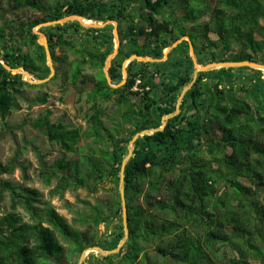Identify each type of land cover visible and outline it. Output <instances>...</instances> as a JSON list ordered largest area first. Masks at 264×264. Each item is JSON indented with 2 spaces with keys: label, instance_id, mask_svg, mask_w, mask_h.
Returning <instances> with one entry per match:
<instances>
[{
  "label": "trees",
  "instance_id": "obj_1",
  "mask_svg": "<svg viewBox=\"0 0 264 264\" xmlns=\"http://www.w3.org/2000/svg\"><path fill=\"white\" fill-rule=\"evenodd\" d=\"M45 1L48 0H0V10L3 5L6 11L15 14L22 9L40 13L33 20L11 28V32L0 26V59L11 68L23 67L35 80L46 78L50 70L41 39L32 28L70 15L125 25L124 30H119L118 53L108 70L113 84L122 81L121 66L126 58L137 55L161 59L164 49L182 36L190 38L198 64L231 61L264 64V0H52L51 4ZM209 2H213L210 10ZM175 12L181 17L175 16ZM206 15L208 19L201 20ZM40 30L47 38L56 67L54 77L60 75L62 85L75 84L85 65L95 70L87 93L94 113L82 132L85 142L79 148L80 161L56 162L55 169L40 176L49 184L55 171L62 172L50 191L52 195H61L70 186H84L93 174L99 179L110 176L116 197L107 209L104 203L81 202L84 209L76 213L79 221L74 220L85 227L81 231L67 224L49 203H42L36 190L0 181V187L9 195V211L0 215V264H56L66 252L61 240L69 243V256L80 257L83 250L94 246L114 249L124 233L117 190L126 146L136 133L161 125V117L174 111L181 90L192 79L193 64L186 41L173 48L163 62L133 60L126 68L125 83L114 89L102 71L114 47L112 26L85 29L73 21ZM211 34L216 40L210 39ZM79 35L83 41H78ZM234 48L237 51L233 56L219 57L218 53H228ZM68 54L74 57L70 61ZM240 69L255 74V78H238ZM20 86L28 84L0 64L3 128L7 127L6 120ZM158 91L164 92L163 95H157ZM112 97L117 104H125L132 97L139 102L136 108L129 105L122 114V120L129 124V134L118 146L114 145L115 137L120 130L125 132L124 126L105 128L98 107L99 101ZM45 100L43 97L41 103ZM48 116L39 118L37 127L65 151H72L80 137L78 132L51 123ZM197 130L220 134L218 139L204 144L206 156L202 148L193 144ZM85 147L89 153H83ZM80 162L86 168L84 175L78 168ZM15 167L13 161L0 164V175L10 174ZM240 180L248 185L243 186ZM124 197L128 227L125 244L119 253L106 257L89 253L83 264L102 261L137 264L143 260L145 264H153L147 249L161 260L175 264H264L261 71L229 68L199 72L194 85L183 96L179 114L168 119L162 131L134 142L133 155L124 169ZM138 198H142L141 204L136 203ZM37 204L43 205V215ZM18 206L30 213L33 223H22L16 212ZM110 217L119 219L120 225L111 241L103 242L92 228L96 230Z\"/></svg>",
  "mask_w": 264,
  "mask_h": 264
},
{
  "label": "rangeland",
  "instance_id": "obj_2",
  "mask_svg": "<svg viewBox=\"0 0 264 264\" xmlns=\"http://www.w3.org/2000/svg\"><path fill=\"white\" fill-rule=\"evenodd\" d=\"M134 1L135 0H131V2ZM45 2L46 4H51L52 0H48ZM212 6L213 2H209V10L212 8ZM1 9L2 10H0V26H5L9 30V32H11V28L18 26L19 23L25 22L27 20H33L35 17H38L40 15L39 12L26 9H22L19 11V13L15 14L14 11H6V8L3 5ZM129 9L130 7L127 8V10ZM9 11L13 14H10ZM175 16L181 17V14L175 12ZM207 19L208 15L203 17L201 20ZM84 20L93 23L90 20ZM109 25L112 26V35L114 43V32L118 35L119 39V30H124L125 25H118V23L117 25ZM186 25L190 26L191 24ZM80 26L83 27L82 25ZM38 28H36V31L39 30L41 32V30ZM83 28L90 29L88 27ZM216 38L217 37L215 35H210L211 40H216ZM78 41H83L80 35L78 37ZM140 43H142V39L140 40ZM192 46L193 45L191 43L188 44L187 54L189 56V48H192V54L195 53ZM47 50L51 57L52 67L56 72V67L53 64L49 45L47 47ZM235 51H237L236 48L232 49V51L228 53L220 52L218 53V55L219 57L228 58L229 56H233L235 54ZM55 53L56 55H59L58 50H56ZM68 57V61L74 58L72 54H68ZM112 59L110 60V64L112 62ZM144 63L152 62L146 61ZM123 68L126 71V67L124 66ZM107 70H109V65L104 66L103 63V73L107 72ZM238 71V78H244L245 76H251L252 78H255V74L249 71L242 69ZM55 72L52 77L47 80V82L42 84H35V79L32 76L26 77L24 75L23 78L25 80H23L21 75L17 74L20 75L21 81L28 84V86L19 87V92L15 95L14 107L12 108V111L6 120L7 127L3 128L2 124L0 123V164L7 165L10 161H13L16 163V167L10 174L0 175V181H7L14 186L22 185L24 187L36 190L38 193V198L42 203H49L51 206H53L57 213L64 218L67 224L83 231L85 227L82 226L80 222H78V219L80 217H78V214H76L77 212H81L84 209V205L81 202H87L91 205H96L97 203H104L106 205L105 208L107 209L108 206H110L111 203L114 202L116 197V191L114 188V184L111 182V177L105 176L99 179L97 177V174H93L89 179H86L84 186L77 188H75L74 186H70V188H68L63 194L52 195L50 191L56 186L57 180L62 172L55 171V176L51 179L49 184L44 183V180L42 179L40 174L42 172L46 173V171L50 169H55L54 165L56 162L61 161L64 164H67L73 160L80 161L79 158L81 156V151H79V148L82 147L85 142V139L82 137V132L90 124L91 115L94 113L91 110L92 105L91 102L88 100L87 93L92 87L93 80L91 76L94 75L95 70L90 69L88 66L85 65L81 77L75 84L72 85L68 82H66L65 85H62L61 76L57 75L56 77H54ZM261 73L263 72L261 71ZM53 77L54 79H52ZM109 83V86L114 89H117L119 86V84H113L111 81H109ZM163 93L164 92L162 91H158L157 95L160 96L163 95ZM43 97H45L46 100L45 102L41 103V99ZM132 104H134V107L136 108L139 102L136 98L133 97L130 98V100L127 101L125 104H117L115 102L114 97H112L109 101H99L98 107H100V109L102 110V115L100 118L105 128L109 129L113 125L117 126L118 124L124 126L123 128L125 129V132L122 133V129L120 130V135L115 137V146L122 144L124 138L127 137L129 134V124L125 123L122 120V114L125 112L128 106ZM46 114H49L48 119L51 123L61 124L67 130H76L78 132L80 137L76 142V145L73 146L72 151H65L60 146V144L55 141L49 140L42 133L41 129L37 127L36 121L39 118H43V116ZM219 137L220 134L216 131H209L203 133L202 131L197 130L194 133L192 139H196L193 144L196 147L202 148L204 156H206L208 152H206V149L203 147L204 144L207 143L209 140L218 139ZM95 148L98 149V146H96ZM84 149L85 150L83 153H89L87 147H85ZM78 168L79 171H81L84 175V173L86 172L85 165L80 162ZM239 182L242 183L243 186L248 185L244 181L240 180ZM220 186L222 187L223 184H221ZM117 194L119 197L118 190ZM0 197V206L2 212L0 213V215H2L9 211V195L7 191L2 190V187H0ZM141 202L142 198H138L136 201V203L138 204H141ZM36 207L40 210V214L43 215V205L37 204ZM106 209L105 216H108L109 211L107 212ZM16 212L20 215L22 223L31 224L34 222V220L30 217V213L26 211L22 206H18ZM75 219H77L78 221L75 222ZM120 220L122 224V218ZM120 220L110 217L100 223L96 230L92 228V231L95 233L97 239L103 242H110L114 233L117 231V228L120 225ZM43 225L46 224L44 223ZM61 244L65 247L66 252L60 257L59 262H57L56 264H71L73 262H76L77 264L79 256H77L76 254L71 256L68 255V251L70 249L69 243L61 240ZM147 250L149 258L151 259L150 261H152L153 264H175L168 260H161L151 249ZM94 262L95 261L91 260V263ZM81 264H83V262ZM99 264H107V262L102 261ZM137 264H145V262L143 260V262L139 261Z\"/></svg>",
  "mask_w": 264,
  "mask_h": 264
},
{
  "label": "water",
  "instance_id": "obj_3",
  "mask_svg": "<svg viewBox=\"0 0 264 264\" xmlns=\"http://www.w3.org/2000/svg\"><path fill=\"white\" fill-rule=\"evenodd\" d=\"M80 19H84L83 17L77 16V15H71V16H67L65 18H62L60 20H56V21H51V22H46L44 24H42L43 26H48V25H63L69 21H76L79 22L82 25V22L80 21ZM86 19V18H85ZM108 24L111 25H117V22L109 20L104 22L103 24L99 23L97 28H102ZM84 27V25H82ZM186 38V37H185ZM183 38V39H185ZM114 49L112 54L108 55V57L106 58L105 64L110 66V60L116 55L117 50H118V45H119V39H118V35L114 32ZM186 40H188V38H186ZM181 42V40H177L176 42H174L171 46L167 47L164 49L163 52V58L160 60H156V59H145L146 57H140L137 55H131L128 59L130 63L133 60L139 61V62H146V61H152V62H162L165 60V58L167 57L168 53L175 48L179 43ZM43 47L45 48V50H47V44L46 42L44 43ZM190 55L192 58V62H193V75H192V80L182 89L181 93L179 94L177 100H176V104H175V110L170 113L167 114L165 116H163L161 118L162 123L161 126L158 128H153V129H146V130H142L138 133H136L131 140L128 143L127 146V154L125 155V157L122 159L121 162V166H120V171H119V185H118V192H119V198H120V205H121V218H122V225H123V237L122 239L119 241L118 245L112 249V250H108L105 251L103 249H101L98 246H94V247H89L86 248L85 250H88V252H93V253H98L104 257L109 256V255H113V254H117L119 253L120 249L123 247V245L125 244L126 240L128 239V227H127V208H126V203H125V197H124V169L125 166L127 164V162L130 160V158L133 155V150H134V142L140 138L143 137L145 135H152L156 132L162 131L166 125V122L168 119L173 118L174 116H176L179 113V107L180 104L182 102L183 96L185 95V93L194 85L195 80L197 78V74L199 72H207V71H212V70H218V69H234V68H249V69H253V70H264V64H260V63H256V62H250V61H238V62H215V63H209L207 65H199L194 57V55L192 54V52L190 51ZM46 56H47V64L48 67L51 69V72L53 71L51 65L49 64V54L48 51H46ZM150 58V57H149ZM0 64L3 66V68L12 73V74H17V68H11L9 67L7 64H5L3 62V60H0ZM124 63L122 65V75L123 78L124 76H126V72L123 68ZM23 70V69H22ZM24 71V70H23ZM106 75V79L109 83V78ZM50 78V77H49ZM49 78L45 79V80H37V84L40 83H44L45 81H47ZM263 82H264V74L262 76ZM110 85V83H109ZM112 86V85H111ZM85 250L82 251L79 259H78V263L77 264H81L84 260V258L86 257L87 254H84Z\"/></svg>",
  "mask_w": 264,
  "mask_h": 264
},
{
  "label": "bare ground",
  "instance_id": "obj_4",
  "mask_svg": "<svg viewBox=\"0 0 264 264\" xmlns=\"http://www.w3.org/2000/svg\"><path fill=\"white\" fill-rule=\"evenodd\" d=\"M71 16V15H70ZM67 17V16H66ZM65 18V17H64ZM85 19V18H84ZM84 19H80V21L82 22V25H84V27H88V28H93V27H98V22H95V21H92V20H90V19H87V20H90V21H92L93 23H90V22H88V21H85ZM60 20V19H59ZM50 22V21H49ZM44 23H46V22H44ZM44 23H40V24H38V25H36V26H34L33 28H32V32L34 33V34H36V35H39L40 37H41V43H42V46L44 45V43L46 42V44H47V38H46V36H45V34L44 33H42V32H40L39 30H37L36 31V28H38V29H41V28H44V27H49V26H53V25H48V26H43L42 24H44ZM58 25V24H57ZM81 25V24H80ZM109 25V24H108ZM188 38V40H186V38ZM183 38H185V39H183ZM180 40H181V42H183V41H186L187 42V44H190L191 43V40H190V38L189 37H187V36H183V37H181V38H179ZM180 42V43H181ZM179 43V44H180ZM192 44V43H191ZM47 47H48V44H47ZM193 47V46H192ZM193 50H194V48H193ZM44 51H45V55H46V51H48V50H45V48H44ZM190 51L192 52V48H189V53H190ZM49 54V53H48ZM195 54V53H194ZM193 54V55H194ZM116 56V55H115ZM114 56V57H115ZM113 57V58H114ZM130 57V56H129ZM128 57V58H129ZM141 57V56H140ZM190 58H191V55L189 56ZM194 57H195V59H196V61H197V58H196V55H194ZM107 58V57H106ZM128 58H126L125 60H124V66L127 68V66H128V62H129V59ZM163 58V57H162ZM161 58V59H162ZM145 59H148V60H150V59H153V58H145ZM0 60H2V59H0ZM156 60H160V59H156ZM105 61H106V59H105ZM105 61H104V66H108V65H106L105 64ZM165 61V60H164ZM191 61H192V58H191ZM4 62V61H3ZM132 62V61H131ZM148 62H150V61H148ZM152 62V61H151ZM5 63V62H4ZM152 63H160V62H152ZM197 63H198V61H197ZM210 63H215V62H210ZM49 64L51 65V67H52V61H51V57H50V55H49ZM192 64H193V62H192ZM207 64H209V63H207ZM207 64H205V65H207ZM46 65H47V67H48V64H47V56H46ZM123 65V64H122ZM199 65H201V64H199ZM123 66V67H124ZM49 68V67H48ZM121 68H122V66H121ZM24 70V68L23 67H18L17 68V74H20L21 75V77H22V79L23 80H25L23 77H24V75L26 76V77H31V75L26 71V70ZM52 69H53V71L51 72V69L49 68V70H50V74H49V76L47 77V78H51L52 77V75L54 74V68L52 67ZM193 70H194V67H193ZM253 70V69H252ZM260 71V70H259ZM105 72V71H104ZM126 72V71H125ZM262 76H263V74H264V70H262ZM106 74H107V76H108V78H109V75H108V70H107V72H105ZM105 73H104V75H105ZM12 74V73H11ZM121 74H122V69H121ZM15 75V74H14ZM192 75H193V73H192ZM198 75V74H197ZM47 78H45V79H47ZM49 78V79H50ZM105 78H106V75H105ZM126 78H127V72H126V76H124V78H123V75H122V81L119 83V86L118 87H120V86H122L124 83H125V81H126ZM45 79H40V80H45ZM48 79V80H49ZM28 80V79H27ZM107 80V79H106ZM192 80V79H191ZM109 81H110V78H109ZM37 82V80H35V84H37L36 83ZM45 82H47V81H45ZM44 82V83H45ZM34 83V82H33ZM107 83H108V81H107ZM264 83V82H263ZM40 84H42V83H40ZM108 85H109V83H108ZM135 89V88H134ZM182 91V90H181ZM181 93V92H180ZM176 104V103H175ZM181 105V104H180ZM175 110V109H174ZM179 110H180V107H179ZM172 113V112H171ZM170 114V113H169ZM179 114V113H178ZM177 114V115H178ZM165 116V115H164ZM163 117V116H162ZM161 117V118H162ZM160 123H162V120L160 119ZM161 126V125H160ZM159 126V127H160ZM134 136V135H133ZM125 157V156H124ZM119 175V174H118ZM118 185H119V183H118ZM87 253H89L88 252V250H85V252H84V254H87ZM88 255V254H87Z\"/></svg>",
  "mask_w": 264,
  "mask_h": 264
},
{
  "label": "flooded vegetation",
  "instance_id": "obj_5",
  "mask_svg": "<svg viewBox=\"0 0 264 264\" xmlns=\"http://www.w3.org/2000/svg\"><path fill=\"white\" fill-rule=\"evenodd\" d=\"M120 45V44H119ZM119 45H118V48H119ZM117 53H118V50H117ZM117 53H116V55H117ZM219 88H220V86H219ZM179 112H180V110H179Z\"/></svg>",
  "mask_w": 264,
  "mask_h": 264
},
{
  "label": "crops",
  "instance_id": "obj_6",
  "mask_svg": "<svg viewBox=\"0 0 264 264\" xmlns=\"http://www.w3.org/2000/svg\"><path fill=\"white\" fill-rule=\"evenodd\" d=\"M168 56V55H167ZM167 59V57L165 58V60ZM163 62V61H162Z\"/></svg>",
  "mask_w": 264,
  "mask_h": 264
}]
</instances>
